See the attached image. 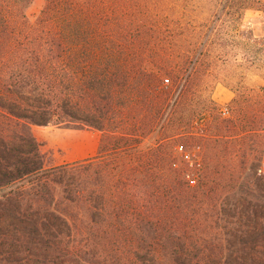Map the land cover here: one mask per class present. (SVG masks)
<instances>
[{
  "label": "trees",
  "instance_id": "obj_1",
  "mask_svg": "<svg viewBox=\"0 0 264 264\" xmlns=\"http://www.w3.org/2000/svg\"><path fill=\"white\" fill-rule=\"evenodd\" d=\"M24 1L0 0V60L9 52L16 64L36 56L43 74L40 49L56 58L68 53L72 69H83L93 110L82 120L69 111L65 118L43 93L27 104L4 85L0 264H264V175L259 167L241 180L250 151L262 147L246 135L257 130L256 115L237 96L234 115L222 116L207 87L193 89L192 70L148 68V44L121 25L133 2L164 18L176 14L177 0H48L40 21L65 9L69 30L25 38L18 25L29 20ZM226 7L223 0L219 18ZM103 19L108 31L87 30ZM51 124L101 130L98 154L52 169L33 130ZM243 136V150L229 141ZM47 173L61 175L60 192Z\"/></svg>",
  "mask_w": 264,
  "mask_h": 264
},
{
  "label": "rangeland",
  "instance_id": "obj_2",
  "mask_svg": "<svg viewBox=\"0 0 264 264\" xmlns=\"http://www.w3.org/2000/svg\"><path fill=\"white\" fill-rule=\"evenodd\" d=\"M222 1L177 0L179 6L172 7L176 14L164 18L151 17V12L144 14L143 10L140 11L141 9L133 2L129 7L130 16L127 21L126 18H122L121 25L129 30L134 39L137 38L148 44L145 51V55L150 59L148 68L177 66L182 73L192 70L193 89L203 90L207 87L219 102L222 116L229 118L234 115L239 107V104L233 103L237 96L246 101L244 106L254 112L258 124L257 130L246 135L262 145L260 151H250L251 155L248 156L247 162L249 168L241 177V180L246 182L250 174L257 172L255 170L259 167V173L264 175V172H260L261 168L264 169V0H224L227 7L219 18L216 9ZM47 2L48 0H25L19 6L22 12L26 10L29 17V20H19L18 24L19 28H22L20 32L24 38L27 35L49 37L69 30L71 22L63 14L65 9H58L56 12H60L59 14L50 15L49 19L40 21L44 16L42 10L45 9ZM163 8V5L159 7V9ZM147 9L150 10V6L144 8ZM103 20L87 30L98 33L108 31L109 29L104 30L101 26V23L107 24L106 19ZM27 21L28 24L25 23ZM209 33L211 38L206 44V36ZM48 48L40 49L44 54L40 58L43 74L36 71L40 70L36 56L30 57L27 63L17 60V64L10 52L5 53L1 58L0 118L8 113L2 102V97L6 96L5 84H9L11 89L15 88L13 94L22 102L21 97L24 96L27 104L36 101L39 92L43 93L44 99L57 102L55 105L60 112L58 115L65 118L68 117V111L79 120L86 118V114H92L93 106L84 90L81 65L76 64L72 69L71 64L68 63V53L57 58L53 55L47 56L45 52L50 51ZM60 50L54 51L58 53ZM66 51H70L68 46ZM201 51L203 54H200ZM25 81L30 82L29 87L16 91ZM101 96L102 94L98 98ZM225 106L230 108L227 115L222 112ZM122 112L121 107L116 109L119 119ZM33 130L42 143L45 153L52 157L50 166L55 170L64 166L63 169L68 168L72 164H79L84 159L96 156L102 138L101 130L88 127L73 128L51 124L34 125ZM89 140L93 143H88ZM233 140L239 141L234 143L239 145L240 150L247 147V138L244 136L239 139H229V141ZM243 142L246 143L242 144ZM234 143L230 142V145ZM108 159H104L102 164L105 165ZM232 159L235 158L230 157V163ZM99 166L100 164L96 162L94 168ZM45 175L46 178L50 177L51 183L56 185L60 192L61 187L57 185V180L61 175L50 173ZM35 177L31 176L22 182L29 183ZM7 190L0 188V196ZM225 218L229 220V217ZM228 220L225 222L227 223ZM263 245L264 242L260 246L262 250ZM261 261L264 263V257Z\"/></svg>",
  "mask_w": 264,
  "mask_h": 264
},
{
  "label": "built area",
  "instance_id": "obj_3",
  "mask_svg": "<svg viewBox=\"0 0 264 264\" xmlns=\"http://www.w3.org/2000/svg\"><path fill=\"white\" fill-rule=\"evenodd\" d=\"M222 112L224 115H227L230 112V108L228 106L223 107ZM260 172H264V169H260Z\"/></svg>",
  "mask_w": 264,
  "mask_h": 264
}]
</instances>
